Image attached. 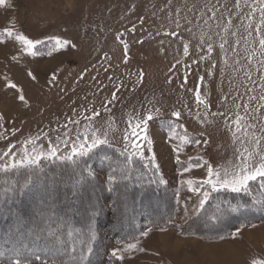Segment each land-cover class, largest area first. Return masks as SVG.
I'll list each match as a JSON object with an SVG mask.
<instances>
[{"label": "rangeland", "instance_id": "1", "mask_svg": "<svg viewBox=\"0 0 264 264\" xmlns=\"http://www.w3.org/2000/svg\"><path fill=\"white\" fill-rule=\"evenodd\" d=\"M235 3L236 0H6L0 6V155L8 148L20 154L29 139L35 141L37 151L46 152L59 144L58 154H67L78 136L82 139L93 129L98 133L108 130L112 145H102L94 152L104 148L123 151L129 121L135 124L149 113L153 117L147 124L152 143L133 139L141 145L143 160L150 164L159 184L174 191L177 212L166 230L148 231L146 237L132 242H138L143 252L121 251L124 259L110 264L264 262V221L237 228L227 239L217 242L181 235L182 227L202 209L196 208L200 193H213L207 185L199 192L190 190L208 178V168L223 172L240 164L244 149L252 150L249 139L253 134L262 138L260 151L264 153V101L259 100L264 95V55L257 33L248 27L250 19L253 28L258 24L260 12L250 17L252 8L258 9L257 0H248L247 4L240 0L239 8ZM9 31L11 36L7 35ZM17 35L40 41L38 54L27 55ZM55 37L75 47L49 55ZM209 43L213 46L211 56L201 59L207 57ZM222 43L224 47L220 48ZM184 44L189 47L187 55ZM9 83L15 87H9ZM116 88L118 100L105 111L102 105L107 104ZM197 90L207 109L198 104ZM93 109L102 113L103 119H85ZM173 112H180V116L177 118ZM217 112L224 115L212 114ZM237 115L243 118L240 131L233 123ZM109 119L113 121L110 129ZM74 120L80 123H69ZM62 140L68 141L67 146ZM28 147L31 150L33 146ZM131 152L129 145L128 153ZM12 153L4 159H10ZM47 161L54 160H42L41 164ZM257 163L258 156L249 166ZM100 172L94 170L104 181L106 174ZM189 180L193 185L187 183ZM66 186L65 200L54 204L58 188L64 190ZM41 192L43 199L29 192V198L15 207L22 211L20 222L14 219L17 226L38 230L37 222L52 221L58 225L57 233L70 226L80 227L81 223L88 226L93 205L103 210L113 204L121 211L120 218L124 220L119 226L124 229L130 217L150 214L136 204L139 194L132 197L126 186L114 194L113 200L102 195L104 190L99 185L89 183L81 188L72 180L47 185ZM162 201L161 205L148 202L152 208L155 206V213L150 214L153 218L166 213L168 199L162 196ZM158 206L162 209L159 212ZM62 209L67 214L57 216ZM3 219L0 216V221ZM207 228L212 230L213 226ZM80 239L76 236L68 241L78 247ZM60 242L66 246L62 239ZM127 244L110 245L112 260L111 252ZM0 264L9 261L0 260ZM91 264L103 263L92 258Z\"/></svg>", "mask_w": 264, "mask_h": 264}, {"label": "snow or ice", "instance_id": "2", "mask_svg": "<svg viewBox=\"0 0 264 264\" xmlns=\"http://www.w3.org/2000/svg\"><path fill=\"white\" fill-rule=\"evenodd\" d=\"M245 4L248 3V0H244ZM6 0H0V6H4ZM257 7H253L250 13L254 15L257 10L260 12V19L258 24L253 28L251 23V19L249 21V28H252L258 37V43L261 50V54L264 55V0H257ZM241 6L240 0H236L235 7L239 8ZM177 27H179V22H176ZM227 31V29H225ZM8 36H11L12 33L9 31L7 33ZM171 35V33H169ZM119 38V37H118ZM16 39L24 45V50L27 55L35 56L38 54V45L41 43L40 41H33L31 39L26 38L23 35H17ZM203 43V41H201ZM75 47V45H70V42L67 40H62L59 37L53 38L52 48L49 50V55L52 54L53 51H59L62 48L67 47ZM224 44H220V48H223ZM125 48L127 45L125 44ZM184 53L187 55L189 52V47L187 44H184L183 47ZM213 51V46L211 43L207 45V57H201V59H205L211 56ZM264 64V61H261ZM31 76L32 73H29ZM249 78H251L249 76ZM35 79V77H33ZM56 76H52V80L54 81ZM142 81V76H141ZM203 81V77L200 78ZM9 87L14 88L15 85L9 83ZM117 92H119V88H116L115 91L111 93L110 99L107 101V104L102 105L105 111H109L108 105H111L113 102L118 100ZM23 99V97H21ZM251 99L255 100L256 97H252ZM196 100L198 104L204 105L207 109L208 105L204 99L201 98L199 90L196 91ZM260 101H264V95L259 97ZM264 107V104L261 105ZM158 111V110H157ZM213 115H224L222 112L212 113ZM173 115L177 118L180 116V112H173ZM97 117H102V113L92 110V115L86 116L85 119L90 121H94ZM207 116L205 115V119ZM0 119H3L0 116ZM153 119L152 115L149 113L146 119H142L135 124H132L129 121L127 129L124 132L123 140L125 142V148L123 150L125 155L124 167L121 168V175L119 177L120 180H126L128 178V166L132 164L134 157H139L143 160V153L141 152V145L137 142V139L142 138L148 144H151L152 141L148 137V121ZM242 117L239 115L236 116L233 123L236 125V130H241V121ZM74 125H78L80 123L79 120L69 121ZM113 121L109 119L108 127L111 128V124ZM67 128V125H64ZM251 127V126H249ZM264 131V129H262ZM64 135H68L67 132ZM235 135V134H234ZM245 135H248L247 131H245ZM137 139H133V138ZM37 139H39L37 137ZM261 137L253 134L249 143L252 144V150L249 151L248 148L244 149V152L241 154L242 161L240 164L235 165L231 168H225L223 172L220 170H214L212 168H208V178L197 182L199 187L191 188L190 190L199 192L200 188H203L205 185L210 186L211 192H220V191H229L234 194H245L249 197L248 203H240L236 204L229 203L226 208H221L220 206L216 207V210L213 211L210 215H208L205 219V224L208 226H214L216 223L221 222L225 216H231L235 214H243L244 211L249 209V206H258L261 210H264V194L260 196L252 195V182H259V185L262 189H264V153L260 151L261 146ZM65 146H67L68 141L62 140ZM29 145L33 147L29 150ZM111 147V142L109 140V132L105 130L103 132H99L96 129H93L91 133H85L82 139H79L78 142L73 145L71 148V152L67 154H58L59 152V144L54 146H50L48 150L45 151H37L35 147V141L29 139L25 142L23 146V150L20 154L12 153V148H8L6 151L0 155V200L6 197L9 192L13 194H27L28 192H33L35 195H39L41 199L44 197V193L38 187L39 180L43 174H45V168L41 165L42 160H58L61 162L70 163L73 168L79 166L80 161L84 157H88L94 150L100 148V146ZM131 146L132 152L128 153V146ZM13 148L15 145L12 146ZM10 159H4L5 157H9ZM246 153V155H245ZM259 157V163L249 166V162L254 157ZM179 163V160L177 161ZM148 167V165H145ZM87 172L89 177L95 175L93 169L87 167L84 169ZM115 173V169L113 170ZM20 177L21 179H13L12 177ZM117 182V177L115 175H110L108 177V183L115 184ZM163 182V181H161ZM189 185H193V181H187ZM17 185H19L17 187ZM109 191H112V188H109ZM210 197V192L205 190L200 193L199 203L196 205V208H203L208 202ZM102 209H97L95 205L92 206L91 216L97 217L102 212ZM187 211V208L185 209ZM43 215V214H42ZM20 217H16L17 223L20 222ZM47 219H51V217H47ZM254 226V225H253ZM19 230V229H18ZM162 231L166 229H161ZM46 231V235L44 232ZM151 231V229H149ZM29 235L35 236L37 239H44L45 245L48 249L44 255L39 254L37 251L33 250L30 254L26 255L23 245L15 250V258L9 260V264H91L90 257L94 255L93 244L97 240V232L92 227L91 223L87 226V234L86 239L81 241V247H73L71 251L65 245H62L58 236L57 231L52 230L51 228L42 229L40 231H36L34 229H29ZM143 236H147L148 232H143ZM79 233H77V238ZM235 238V236H233ZM138 243V242H137ZM137 243H128L123 249H117L111 252V255L116 260H123L124 256L120 254L123 252H133L140 251L143 252V248H138ZM254 264H264V262H254Z\"/></svg>", "mask_w": 264, "mask_h": 264}, {"label": "trees", "instance_id": "3", "mask_svg": "<svg viewBox=\"0 0 264 264\" xmlns=\"http://www.w3.org/2000/svg\"><path fill=\"white\" fill-rule=\"evenodd\" d=\"M124 162L125 155L123 151L104 148L101 151L91 153L88 157L82 158L79 166L76 168H73L70 163L58 160L52 162L47 161L41 164L45 168V174L41 176L38 183L40 190L50 184L55 186L72 180L81 186V188L89 183L99 185L104 190L102 195H106L113 200L114 194L120 188L126 186L127 188H130L132 197L134 195L138 196L139 194L136 204L141 206V210L150 212V214L155 213L153 209L155 206L152 208V206L148 205L150 200L157 202L155 204L161 205L163 204V201L161 202L162 196H165L166 199H168L166 213L162 215L164 217L155 216L157 218H153L150 214L139 215L136 218L130 217V219L125 222V225L127 224L125 229L119 226L124 220H121L120 218L121 211L116 209L113 204H110L109 207H105L101 200V205L104 206V208L100 215L97 217L89 215L91 225L94 226V229L98 232L97 240L93 244L94 253L97 255L95 257L92 255L90 259L93 258L97 263H100L101 261L103 264H110L112 261H116L115 258L112 260L109 255L110 245L112 244L132 243L135 240L144 237L142 233L147 232L149 229H167L171 224L170 222L173 216L177 212V200L173 197L175 196L174 191L167 188L165 185L159 184L149 163L141 160L139 157H135L132 164L128 166V178L126 180H120L119 177L121 172L119 169L124 167ZM145 165H148V167H145ZM87 167H90L93 171H101L100 174H106L104 181L102 179L99 180L98 175L89 177L87 172L84 171ZM114 169L115 173L113 172ZM110 175H115L117 177V182L115 184L110 185L108 183V177ZM12 178L21 179L20 177L15 176ZM18 186L19 185H17V187ZM251 187L253 196H258L259 194L262 195L264 192V189L260 187L259 182H252ZM68 188L69 187L67 186L64 190L58 188L57 193H55L56 198L54 204H60V202L65 200L66 195L64 194L67 193L65 191H67ZM109 188H112V191H109ZM28 194L29 192L27 194H13L9 192L6 197L0 200V216H4V219L0 221V260L9 261L14 259L16 254L15 250L21 245L26 249V255L30 254L33 250L41 255H44V253L48 251L44 239H37L35 236L29 235L28 230L24 227L17 226L18 224L14 221L16 216H22V211L17 210L15 207H17L20 202L27 200L29 198V196H27ZM248 200L249 197L243 193L234 194L229 191L211 193L208 202L201 211L182 227L181 235L184 237L199 238L207 242H217L227 239L237 228L244 227L245 225L248 226V224L257 225L262 223L264 221V210H261L258 206L250 205L249 209L244 211L243 214L225 216L221 222L216 223L213 226L212 230L207 228L208 225L205 224V219L216 210L217 206L226 208L229 203H232L233 205L237 202L248 203ZM41 202L45 203V201ZM158 208V212L162 210L159 206ZM66 214L67 211L63 209L58 210L57 212V216L61 217ZM65 223L70 225L66 220ZM12 224L14 225L13 228H11L13 226ZM80 225V227L70 226L64 232L58 233L59 239H62L66 246L68 245L67 248L70 247V251L71 247L73 248V244L69 242L68 239L76 237L77 233H79V236H81L82 239H80V244L77 248L81 247V241L86 239L87 226L83 223ZM57 226V223L52 221L43 223L37 222L35 228L38 230H35L40 231L48 228L56 230ZM46 234L45 231L44 235ZM114 263L115 262H113V264Z\"/></svg>", "mask_w": 264, "mask_h": 264}, {"label": "crops", "instance_id": "4", "mask_svg": "<svg viewBox=\"0 0 264 264\" xmlns=\"http://www.w3.org/2000/svg\"><path fill=\"white\" fill-rule=\"evenodd\" d=\"M148 232V231H147Z\"/></svg>", "mask_w": 264, "mask_h": 264}]
</instances>
